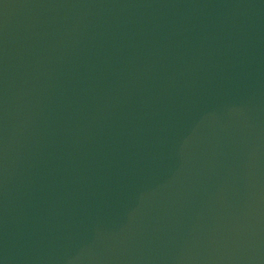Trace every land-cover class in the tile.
Instances as JSON below:
<instances>
[{
    "label": "water",
    "instance_id": "obj_1",
    "mask_svg": "<svg viewBox=\"0 0 264 264\" xmlns=\"http://www.w3.org/2000/svg\"><path fill=\"white\" fill-rule=\"evenodd\" d=\"M0 264H264V0H0Z\"/></svg>",
    "mask_w": 264,
    "mask_h": 264
}]
</instances>
